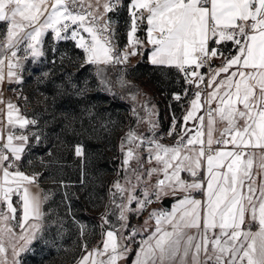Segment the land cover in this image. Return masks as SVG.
I'll return each instance as SVG.
<instances>
[{
	"label": "snow or ice",
	"instance_id": "6c2138e0",
	"mask_svg": "<svg viewBox=\"0 0 264 264\" xmlns=\"http://www.w3.org/2000/svg\"><path fill=\"white\" fill-rule=\"evenodd\" d=\"M115 6L113 0H105L102 5L96 0L95 9L103 8L98 13L90 0H0V22L7 23L6 33L0 38V65L4 64L5 53H10L8 77H14L12 69L20 63L19 47L25 45L24 51L33 58L42 55L40 45L48 30L57 40L76 41V46L87 54L86 63L124 64L130 56L139 54L140 42L134 34L138 21H146L147 41L153 46L151 63L174 65L185 72L189 83L199 86L205 77L195 70L189 72L186 66H210L213 58L223 56L219 52L222 43H232L236 54L224 57L222 66L211 71L207 87L212 90L204 103L201 91H196L191 109L183 116L185 124L198 121L194 135L185 142L189 130L184 127L176 145L168 147L155 140L146 142L131 131L128 134L125 170H129L132 160L143 167L138 150L147 143L148 162L155 160L163 165L162 169L149 168L146 173L151 177L163 172L164 179L156 184V198L165 187L173 194L177 190L185 193L171 212L153 210L150 214L156 226L148 240L142 242L134 264H264V154L257 158L256 152L250 150L264 149V0H131L130 47L121 55L115 54L112 21L106 18ZM221 73L227 75L218 80ZM101 83L107 81L102 79ZM174 99L179 101L181 96L175 94ZM205 104V114L197 115ZM6 107V136L0 128V202L7 204V212L0 213V255L6 253L4 235L14 231L8 226L17 211L11 197L19 195L23 205L19 239L23 244L19 249L13 245V264H19L16 258L27 250L40 229L39 224H32L29 232L25 222L39 219L42 213L40 200L31 196L28 188L37 180V174L29 176L18 167L29 137L17 136L14 130L17 125L25 129L36 121L19 115L13 118L14 111L19 110L11 102ZM217 118L226 127L219 137H214ZM173 121L174 132L175 117ZM35 139L39 141V135ZM213 145L220 147L214 149ZM121 150L124 151L123 144ZM76 154H83L81 147L77 146ZM131 171L135 173L136 169ZM182 171L190 174L191 183L180 178ZM201 172L204 180L200 179ZM140 178L136 176L137 181ZM115 187L123 195L125 189L118 182ZM194 191L203 192L204 199H195L191 195ZM145 196L137 200L129 195L128 205L136 200L137 210H143L152 203L147 193ZM118 207L121 229H125V211L131 209L123 203ZM246 215L250 217L249 224L257 223L256 231L246 227ZM117 231L120 229L108 230L103 250H93L96 255L107 254L101 264H117L128 251L118 241ZM91 255L83 257L81 264H87Z\"/></svg>",
	"mask_w": 264,
	"mask_h": 264
},
{
	"label": "rangeland",
	"instance_id": "374dc122",
	"mask_svg": "<svg viewBox=\"0 0 264 264\" xmlns=\"http://www.w3.org/2000/svg\"><path fill=\"white\" fill-rule=\"evenodd\" d=\"M123 21L127 30L129 20L126 15ZM6 29L5 23L0 24V38ZM74 42L57 40L48 30L40 45L42 55L30 56L24 64L23 98L13 97L4 88V104L11 102L19 110L18 113L14 111L13 118L19 115L36 121L34 127L27 126L29 140L18 167L28 175L37 174V180L44 184L40 222L54 226L49 230L56 232V236L69 238L63 244L53 246L59 249L61 260L66 253L70 259L78 255L107 227L120 229L118 237L127 240L125 255L130 256L154 231L155 220L149 219L153 210L166 212L160 205L161 200L166 196L181 199L185 193L177 190L173 194L165 187L160 198H156V184L164 179L163 172L151 177L146 173L149 168L162 169L163 165L155 160L148 162L147 143L138 150L143 167L132 160L129 170H125L123 161L129 146L128 134L134 132L146 142L155 140L168 147L176 145L183 131V116L191 109L196 90L184 84L181 70L177 67L169 72L162 65L150 64L153 49L149 48V43L124 64L98 66L86 63L87 54ZM1 71L3 80L6 76L8 81H13V77H8V64L0 65ZM102 79L107 83L102 84ZM174 90L175 94L180 93L179 101L174 99ZM191 91L194 93L190 94ZM6 105L4 117L7 122ZM212 105L214 107V102ZM204 113L202 108L197 115ZM2 117L0 114V124ZM173 117L176 121L174 132ZM196 123L198 121L191 120L187 125ZM196 129H190L185 137L194 135ZM36 135H39V141L35 139ZM122 144L124 151L121 150ZM77 146L83 150L80 156L76 154ZM255 151L264 153V149ZM131 169H136V172ZM184 172L189 178H183L181 173L180 178L191 183L193 178ZM137 175L141 177L139 181ZM202 176L203 172L200 179ZM117 182L125 189L123 195L115 187ZM145 193L152 203L143 210H137L136 200L128 205L129 195L144 200ZM191 195L200 199L195 194ZM177 202H173L171 211ZM122 203L132 210L125 211V229H121L117 222L120 215L118 205ZM20 215L19 212L13 224L21 221ZM96 219L99 221L95 222ZM105 219L108 225L102 222ZM248 224L246 222V226ZM133 230L134 235L130 238ZM44 258L45 262L38 261L37 264H48ZM44 258L37 257L38 260Z\"/></svg>",
	"mask_w": 264,
	"mask_h": 264
},
{
	"label": "crops",
	"instance_id": "0c3cea01",
	"mask_svg": "<svg viewBox=\"0 0 264 264\" xmlns=\"http://www.w3.org/2000/svg\"><path fill=\"white\" fill-rule=\"evenodd\" d=\"M90 2L92 3L94 10L99 12H103V8H99V9H95V4H96V0H90ZM105 2V0H100L101 5ZM113 3L116 5L113 10L111 12H108L106 14V18L112 21L111 27L114 30L113 32V44L115 46V53H119L122 54L124 51H126L130 46H129V42H128V32L131 31V23H132V17H131V12H132V7H131V0H113ZM125 15L127 16L128 20H129V25L127 30H125V28L123 27L124 25V18ZM5 23L7 26L6 22H0V24ZM146 24V21H145ZM70 35V34H69ZM87 38V34H84ZM73 41V40H72ZM74 42V41H73ZM75 43V42H74ZM148 43L147 41V24L145 25V29H144V44ZM76 44V43H75ZM143 46H139L137 48V51ZM150 49H153V46L150 44L149 45ZM151 64V62H149ZM163 68H166L167 70H169V72H171V70H173L172 68H174V65L170 66V65H162ZM176 67V66H175ZM160 68V67H159ZM2 72V71H1ZM7 74V73H6ZM4 81L2 80L1 82V87H0V101L4 100ZM193 91V90H192ZM190 92V94L194 93V92ZM174 92H176L175 90L172 91V94H175ZM180 94V93H178ZM3 103H0V114L3 115L2 120H6L4 117V108L5 105H2ZM216 107V103L214 102V108ZM207 123V122H206ZM205 123V124H206ZM240 125H243V120H241ZM196 123L195 125L191 124V126L187 125V123L184 125H182V129L186 126V128L188 130L190 129H196L197 127ZM226 127V124L222 121H220L218 118L216 120L215 123V131H214V137H219L220 136V132L222 131V129ZM0 128H2V123L0 124ZM4 129V128H2ZM206 129V128H205ZM206 132V130H205ZM187 138V137H186ZM188 139V138H187ZM229 150H230V146H229ZM258 149H254L252 151H255ZM256 152V151H255ZM261 153V152H260ZM264 154V153H261ZM259 154V152H256L257 158L261 155ZM255 171V169H254ZM28 175V174H27ZM31 176V175H29ZM181 176L183 178H189L188 174H185L184 171L181 172ZM203 178H205L204 173H203ZM203 178H201V180H203ZM257 183H259V177L257 178ZM29 188V192L31 194V196L38 198L41 202V206H40V211L42 213V197H43V189H44V184H42L40 181L36 180L34 183L28 185ZM197 198H202L204 199V194L203 196L201 195H196ZM179 200V199H176ZM176 200H174L173 202H175ZM11 202L13 207V200L11 198ZM173 202L171 203V207L173 205ZM171 207L170 210L167 212L171 211ZM23 208V205H22ZM22 208L20 210L16 211L15 217L19 214L20 212V216H21V221H18V224L20 225V223L23 220V211ZM132 211V210H131ZM7 212V210L5 211V213ZM129 211L126 210V213H128ZM120 213V212H119ZM14 219H11L8 221V226L11 227L14 231L7 233L4 235L3 237V241H4V246L6 249V253L3 255H0V264H4V262L6 261V264H13V245H15V247L17 249L20 248V246L23 244V241L19 239V236L21 234V228H19L20 226L17 224V222L15 224H13ZM250 220V217L246 215V222H248ZM99 220L96 219L95 222H98ZM103 223H105V221H102ZM117 222L119 223V225H121L123 222L120 221L119 219L117 220ZM32 224H39L40 229L36 234V239H34L31 244L28 245V248L26 251L21 252L20 255L16 258L19 261V264H37L38 261H44L45 262V258H47V263L48 264H81L82 258L89 255V253H92L90 259L88 260L87 264H93V261H95V264H101V261H106L107 259V254L105 255H96L93 250L94 249H100L101 251L103 250V241L106 238V236L104 235L108 230H116V228L112 227V228H105V230L103 231V234L100 237H97V239L92 243L86 247L83 248L82 251L78 254L75 255L74 257H68L69 254H65L63 256V259L61 260L60 258V251L58 248H55L53 246L56 245H60L63 244L65 241V239H69L68 237L64 238V237H59L56 236V232L50 231V227L47 224H42L40 222V218L39 219H29L27 222H25V227L27 229H30V225ZM90 224V221H89ZM106 225H108V222L105 223ZM252 224H255V229L257 230L258 225L255 222H252ZM18 225V227H16ZM0 226H3L2 224H0ZM54 226H52L51 228H53ZM155 228H153L154 230ZM32 230V229H31ZM30 230V231H31ZM254 230V231H256ZM152 232V231H151ZM152 234H150L151 236ZM149 236V237H150ZM148 237V238H149ZM74 238V237H73ZM117 238L118 241L121 244L127 245V240H121L118 237V232H117ZM147 238V240H148ZM74 244V243H72ZM38 246H42V248L38 247ZM46 246V247H45ZM50 246V247H47ZM141 246L135 248L133 250V252L130 254V256H127V254L123 255V257L121 259L118 260L117 264H134L135 260H136V255L137 252L139 251ZM37 257H42L44 259L38 260ZM55 257V258H54ZM69 258V259H68ZM70 260V261H69ZM69 261V262H68ZM55 262V263H54Z\"/></svg>",
	"mask_w": 264,
	"mask_h": 264
},
{
	"label": "built area",
	"instance_id": "2783aa9c",
	"mask_svg": "<svg viewBox=\"0 0 264 264\" xmlns=\"http://www.w3.org/2000/svg\"><path fill=\"white\" fill-rule=\"evenodd\" d=\"M24 47H25V45H21L18 49V52H17V59L19 60L20 63H19L18 67H15L12 69L16 74L12 79L13 81H11V82L8 81L6 76L4 77V80H3L5 83L4 84L5 85L4 86L5 91L10 92L13 97H16L18 99H20V98L22 99L24 96V94H23V91H24L23 90V77H24V73H25L24 64H26L30 59V55L24 51ZM219 52L223 53V56H218L216 58H213L210 66L206 65L200 69H195L194 66H192V67L186 66L188 68L189 72L195 70V71H198L201 75H203L205 77L204 82L199 84V86H197V84H195V83H189L185 72L181 71V75H182V79H183L184 84H186L189 87L194 88L196 91H201L203 98L206 97L207 93L210 90V88L207 87V81L210 78L211 71L213 69H218L219 67L222 66L224 57L233 56L236 54V52L234 50V46L230 42L229 43H222V45L219 47ZM2 58H4V64L3 65L8 64V59L10 58V53H5L4 57H2ZM13 63H15V61H13ZM9 84H11V85H9ZM212 107H213V105H212ZM206 108H207V105L205 104L204 105V112H205ZM205 122H206V120H205ZM30 125L34 127L36 124H34V125L30 124ZM2 128H4V134L6 136L7 132L9 131L6 120H3ZM26 129H27V127L25 129H20L19 127H16L14 130L15 135H17V136L22 135V134L26 135L27 134ZM179 138L180 137H178L177 141L179 140ZM184 139L186 142L187 138L184 137ZM205 140H206V138H205ZM213 147H214V149H218L220 146L213 145ZM250 150L252 151V149H250ZM191 194L203 196V192H195L194 191ZM11 198L13 200V204H14L15 208L20 210L22 208V202L20 201L19 195L14 194V195H12ZM6 210H7V204L0 202V213H5ZM246 227H250L251 230H253L255 228V226L252 224H248Z\"/></svg>",
	"mask_w": 264,
	"mask_h": 264
},
{
	"label": "trees",
	"instance_id": "16d2710c",
	"mask_svg": "<svg viewBox=\"0 0 264 264\" xmlns=\"http://www.w3.org/2000/svg\"><path fill=\"white\" fill-rule=\"evenodd\" d=\"M102 1V0H101ZM145 21H138V27H137V31L134 34V37L137 41L140 42L139 46H143L144 45V29H145ZM234 69H230V71H232ZM227 74L225 73H221V75L219 77H217V79H222L226 76ZM212 90V89H210ZM31 228L28 229V231L30 232Z\"/></svg>",
	"mask_w": 264,
	"mask_h": 264
},
{
	"label": "water",
	"instance_id": "95a60500",
	"mask_svg": "<svg viewBox=\"0 0 264 264\" xmlns=\"http://www.w3.org/2000/svg\"><path fill=\"white\" fill-rule=\"evenodd\" d=\"M176 200V198H172L169 196L164 197L161 202L160 205L164 208V210L167 212L170 210L171 207V203Z\"/></svg>",
	"mask_w": 264,
	"mask_h": 264
}]
</instances>
